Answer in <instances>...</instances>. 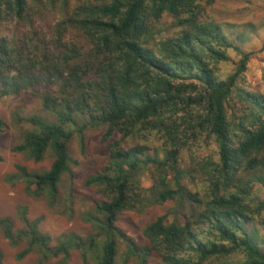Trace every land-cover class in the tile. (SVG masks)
I'll list each match as a JSON object with an SVG mask.
<instances>
[{"label": "trees", "instance_id": "16d2710c", "mask_svg": "<svg viewBox=\"0 0 264 264\" xmlns=\"http://www.w3.org/2000/svg\"><path fill=\"white\" fill-rule=\"evenodd\" d=\"M200 1H83L56 25L53 42L45 45V52L38 55L40 60H28L22 50L0 38V96H19L36 82L46 83L47 87L64 82L43 99V111L53 119L31 117L29 121L37 131L26 133L23 143L14 148L36 162L51 152L54 160L50 169L34 174L19 166L8 181H21L54 197L62 174L70 168L68 144L75 133L90 125L107 126L104 140L115 134L122 135L123 140L137 130H157L176 145L182 133L177 120H185L175 116L185 113L188 117L194 104L204 103L206 114L197 118L198 124L189 123L187 129L200 127L215 137L219 146L220 162L206 159L198 171L210 188L207 200L204 202L197 195L191 197L203 205L196 221L209 225L211 238H198L190 224L168 226L166 216L158 217L147 228L146 236L151 242L164 243L167 264H203L212 257L235 253L243 256L240 264H264V245L258 244L254 230H249L253 216L264 211V203L254 204L251 200L252 184L264 185V178L257 175H264V98L254 93L244 94V100L257 110L251 113L250 126L227 118L224 105L233 93L247 57L236 74L226 80L216 77L212 65L228 60L227 50L233 46L221 25L200 20ZM25 11L26 0H0L1 20L22 19ZM166 13L176 19V26L182 32L159 43L156 53L148 44L155 31L154 24ZM69 27L81 32L90 45L87 59H82V52L74 44L68 46L64 42ZM51 47H55L54 52ZM35 48L40 50L39 46ZM39 71L42 79L36 77ZM185 81L203 84L204 94L198 100L186 96L187 89H195L197 84L186 85L182 83ZM83 116L89 117V122L81 128L78 119ZM109 150L104 171L86 181L87 186H104L111 197L94 206L95 212L103 217L102 245L97 237L91 236L89 242L75 243L74 238H68L62 246L51 248L49 238L39 233L37 223L28 222L24 211L21 218L26 230L17 236L13 222L0 219L3 233L12 244L16 245L21 237L27 239V247L17 255L18 260L36 249L45 260L48 256H67L71 248L85 251L89 246L97 251L98 264H115L116 237L124 238L115 224L120 213L135 208L140 192H149L154 205L187 195L180 185L186 172L177 166L176 149H166L163 160L147 156L143 146L124 148L119 140L111 142ZM148 166H154L158 175L152 188L143 191L133 178ZM169 172L174 173L176 188L167 180ZM133 190L141 191L132 194ZM130 250L136 253L137 248L131 245ZM191 254L198 257L196 262ZM1 261L0 252V264Z\"/></svg>", "mask_w": 264, "mask_h": 264}, {"label": "rangeland", "instance_id": "374dc122", "mask_svg": "<svg viewBox=\"0 0 264 264\" xmlns=\"http://www.w3.org/2000/svg\"><path fill=\"white\" fill-rule=\"evenodd\" d=\"M83 1L90 0H26V11L22 19H0V38L7 39L22 50L28 60H34L45 52L48 42H53L56 25L65 20ZM200 3V20L221 25L233 46L227 50L228 60L212 65L216 77L226 80L236 74L247 57L233 93L224 107L229 121H244L246 126H250L253 119L251 113L257 110L244 100V94L254 93L264 98V0H201ZM154 26L155 31L148 45L156 53L159 52V43L182 32L176 26V19L167 13ZM64 42H68V46L74 44L82 52V59H87L90 45L77 29L69 27ZM37 46L40 47L39 51L35 48ZM51 49L52 52L55 51V47ZM37 76L39 79L43 78L40 71L36 73ZM182 83L197 84L195 89H187L186 96L198 100L204 94L203 84L193 81ZM55 85L47 87L46 83L36 82L19 96H0V219L7 218L13 222L16 236L26 230V224L21 218L25 211L28 222L37 223L39 233L49 238L51 248L62 246L68 238H74L75 243L89 242L91 236L97 237L101 246L103 237H100V228L103 217L95 212L94 206L96 203L109 201L111 197L105 192L104 186H87L86 181L104 171L109 161L110 143L119 140L124 148L143 146L147 149V156L159 160L165 159L166 149H176L177 166L186 172L180 185L187 195L154 205L150 193L140 191L150 190L158 173L154 166L138 171L133 180L141 190H133L132 194L140 192L141 195L138 194L135 208L120 213L115 224L119 233L124 235V238L116 237L118 250L115 264H167L164 260L167 252L164 243L160 240L151 242L146 236L147 228L161 216H166L165 223L168 226L184 227L190 224V229L192 228L198 238H211L209 225L196 221L203 205L197 204L191 197L197 195L198 199L204 202L207 200L206 195L210 188L198 171L206 159L220 162L219 146L215 137L200 127L196 130L187 129L189 123L196 122L199 116L206 114L204 103L194 104L188 117L185 113L175 116H182L185 120H177L182 133L176 145L169 143L166 136L157 130H137L123 140L120 134L104 140L107 126L90 125L80 133H75L68 144L70 168L62 174L54 197L47 191L40 192L33 187L29 188L21 181L9 182L8 177L15 174L19 166L30 173L42 174L53 163L51 152L42 161L36 162L28 154L15 152L14 148L23 143L26 133L37 131L29 121L31 117L53 119L51 114L43 111L42 103L47 93L52 92L55 87L58 89L64 82L61 80ZM78 122L82 128L85 122H89V117H79ZM257 175L264 178V175ZM167 178L172 187L176 188L174 173L169 172ZM251 200L254 204L264 203L262 183L252 184ZM253 218L249 223V230H254V240L264 245V211L255 214ZM131 245L137 248L136 253L131 252ZM26 247V238L21 237L14 245L5 237L0 226L1 264H98L97 251L89 246L84 248L85 251L82 248H71L67 256H48L45 260L41 251L36 249L24 259L18 260L17 255ZM189 256L195 262L198 259L194 254ZM240 263H243V256L239 253L212 257L203 262Z\"/></svg>", "mask_w": 264, "mask_h": 264}]
</instances>
